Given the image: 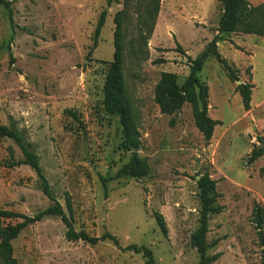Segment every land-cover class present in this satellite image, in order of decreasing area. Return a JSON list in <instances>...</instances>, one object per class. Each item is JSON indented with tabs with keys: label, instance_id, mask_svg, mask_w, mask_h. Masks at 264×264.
<instances>
[{
	"label": "rangeland",
	"instance_id": "374dc122",
	"mask_svg": "<svg viewBox=\"0 0 264 264\" xmlns=\"http://www.w3.org/2000/svg\"><path fill=\"white\" fill-rule=\"evenodd\" d=\"M8 1L11 19L0 4V125L31 145L77 232L109 233L119 243L70 242L61 220L46 217L12 241L17 264H145L142 254L124 250L130 245L150 249L156 264H199L190 237L199 226L196 181L204 173L217 181V205L224 208L208 223L207 255L220 254L212 264H260L252 210L256 203L264 208V155L249 165L247 159L264 147V37L222 34L217 44L240 84L253 85L249 111L217 59L205 61L198 77L208 88V114L220 122L206 144L191 105L162 114L155 87L162 72L175 74L178 85L185 81L189 60L216 34L220 1L161 0L150 36L142 24L145 0H112L109 8L107 0ZM116 55L139 134L136 150L123 147L121 120L103 107ZM134 152L147 163L148 176L114 178ZM22 159L17 144L0 137V211L34 216L53 202L29 166L13 165ZM21 221L0 218V232Z\"/></svg>",
	"mask_w": 264,
	"mask_h": 264
},
{
	"label": "trees",
	"instance_id": "16d2710c",
	"mask_svg": "<svg viewBox=\"0 0 264 264\" xmlns=\"http://www.w3.org/2000/svg\"><path fill=\"white\" fill-rule=\"evenodd\" d=\"M161 0H145L144 15L142 24L146 27L145 36H150L155 27V21L159 12ZM223 9L218 22L216 34L206 45L203 52L195 59H190L189 74L185 81L177 84V77L170 72H162L160 79L155 87V103L159 106L162 114L173 115L179 112L185 104H190L193 112L195 127L201 133L203 140L208 144L214 135V129L220 124L219 121L212 119L208 114V88L205 83L199 80L198 74L201 72L205 61L209 56H214L222 65L229 79L233 82L239 81L234 69L219 53L217 44L222 34H244L264 37V3L258 6L251 5L247 0H218ZM107 8L110 7L112 0H107ZM8 11L11 19V2L0 0ZM107 8L101 11L94 31V44L100 36L101 30L105 24ZM240 49V48H237ZM179 52H184L181 46L177 47ZM253 85L251 83H241L236 85L235 91L242 99L245 111L250 110L251 95ZM103 107L108 115L118 116L123 127V147L127 150H136L140 146L139 134L133 124L130 116L127 102L123 96L121 63L116 55V59L110 63L103 87ZM0 137H6L13 140L23 155V159L13 165H27L36 174L41 184L43 194L53 202V204L34 216H27L21 213L0 211V218L21 219L16 225L9 226L0 232V262L2 264H17L13 258L12 241L26 229L29 225L36 224L46 217H58L66 228L65 237L70 242L83 241L90 244H97L102 241L110 240L118 245V240L109 233L101 236H89L84 231L77 232L72 225L71 220L66 215L61 204L56 202L51 194L47 178L43 174L39 157L31 150V145L25 141L22 135L11 130L6 126L0 125ZM264 155V147L253 148L247 164H252ZM149 168L145 160L141 159L134 152L124 166L119 169L114 178L131 177L144 178L148 176ZM113 178L103 180L109 181ZM198 187V198L201 205L200 219L198 228L192 233L190 243L199 255V264H212L220 254L212 256L207 255L209 245L206 242V236L209 232L208 223L212 215L223 212L224 208L217 205L219 197L216 184L208 173L198 176L196 181ZM156 220L160 228L164 231V220L159 214H156ZM252 222L258 236L261 250V262L264 264V208L259 204H254L252 210ZM125 251H132L142 254L145 264H156L150 249L144 246L130 245L124 248Z\"/></svg>",
	"mask_w": 264,
	"mask_h": 264
},
{
	"label": "water",
	"instance_id": "95a60500",
	"mask_svg": "<svg viewBox=\"0 0 264 264\" xmlns=\"http://www.w3.org/2000/svg\"><path fill=\"white\" fill-rule=\"evenodd\" d=\"M237 84L239 85L240 84V81H237ZM197 179H198V177H197Z\"/></svg>",
	"mask_w": 264,
	"mask_h": 264
}]
</instances>
